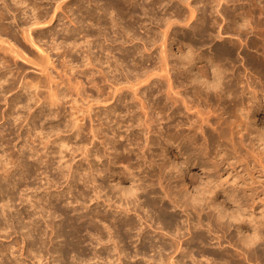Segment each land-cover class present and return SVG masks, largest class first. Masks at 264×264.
Instances as JSON below:
<instances>
[{
  "label": "bare ground",
  "instance_id": "bare-ground-1",
  "mask_svg": "<svg viewBox=\"0 0 264 264\" xmlns=\"http://www.w3.org/2000/svg\"><path fill=\"white\" fill-rule=\"evenodd\" d=\"M7 1L1 0V6L4 7H0V36L6 35L12 40H18L15 27L6 23L8 15L12 13L14 22L21 21L19 31L24 40L41 56L45 55L46 61L48 60L47 64L44 58L40 60L46 65L34 63L24 57L11 40L8 41L4 37L0 39V52L4 53L2 55L9 53L14 58L20 59L19 61L31 62L38 66L41 73L46 74L47 77L46 82L42 83L44 86L49 85V99L45 97L49 101L42 98L43 95L40 97L38 92L29 93L31 90L29 86L32 84L29 81L30 84L22 82L20 87L16 86L15 81L13 83L10 81L15 76L11 75L10 68L6 66L8 58L4 60L6 56H0V71L7 67V72L9 71L8 73L13 76L8 79L11 77L9 74L8 77L0 73L1 95L17 90L16 87H18L16 94H23L24 91L29 93L28 98H25L26 101L20 100L19 94L14 96V99L11 98V102L6 97L8 94L3 98L9 107V112L4 113L8 117H14L13 112L19 105H21L20 111H32L27 113L28 116L24 112L27 117L21 114L23 112L18 111L17 116L13 118L14 124L20 121L22 126L26 122L25 126L29 127L26 137L24 135L25 139L21 135L23 145L20 146V155H27L29 151L26 157L30 160L35 156L33 153L30 154L31 151L40 154H38L39 149L36 150L33 146L36 139L33 140L34 137L31 135L38 130L43 134L45 127L44 122H39L43 120L40 116L45 121L50 117L56 120L60 117L54 122L57 124L53 125L50 133L56 134L57 141L64 143L72 138L76 141L79 139L77 149H80L83 160L88 159L90 155L99 161L107 158L112 165L117 164L118 161L127 163L124 169H127L125 171L131 176L136 173L134 169H138L139 172L135 175V178L137 177V182L135 180L133 183H137L135 188L125 189L121 182H115L118 184L114 185L118 191L116 188H114L116 190L110 189L113 183L108 184L109 191L99 180H103L106 173L107 176L111 174L109 177H112L115 168L111 171V165L103 168L102 163L98 167L90 161L92 164L89 165L90 170L85 168L86 170L81 171L84 169L81 160L79 164L77 163L76 169L74 167L69 170L68 175L65 176L67 182L65 188L62 191L58 189L56 192L54 190L51 192L48 189L57 186L59 178L48 176L49 168L53 166L49 167L47 162L44 163L47 159L43 157L44 154L42 157L45 159L38 158L39 164L34 167L35 162L29 164L30 161L28 163L21 160L22 156L20 159L17 157L15 159L14 150L10 151V145L9 149L5 148L2 143L5 138L0 139L2 140L0 151H3L2 155L5 156V161L0 162V238L11 240L6 243L8 244L6 247L1 246L4 248L0 249V264L26 263L20 260L23 254H16L18 242L14 235L19 234V231L27 242V253H31L32 258L37 262L43 261L44 253L42 257L41 250L43 249V252L48 244L45 243L46 238L43 237L44 240L39 236L46 234L47 230H43L46 225L50 227V233L54 236L48 239L52 243L48 254L53 264H67L66 258L72 251L80 252L83 258L89 257L88 255L91 257L90 252L89 254L86 252L87 248L82 247L86 240L82 241L81 236V233L89 228L93 231H90L92 234L89 233L93 236L91 238L94 241L91 243H94L92 244L95 249L89 260L85 258L81 260L80 256L81 262L91 261L93 264L92 261L96 264L252 262L256 264L259 259L264 258L263 250H260V247L264 246V219L258 220L255 216V211L264 207V157H260L264 153V148L262 151L260 148H254L249 138L252 118L257 117L258 121L264 119V0H245L246 2L242 3V0H83L82 3L76 4L78 9L74 12L72 6L75 4L72 3L71 6L67 3L59 4L64 2L59 0L56 1L58 2L56 8L53 7L55 9L49 16L50 20L46 17L51 10L50 4L49 7H45L47 3L43 6V0H13V2L9 0L13 4ZM68 1L72 2V0L66 2ZM183 5H186L188 10L183 8ZM29 6L33 8L30 15L25 12L26 9L24 10ZM44 7L49 9L46 14L42 10ZM67 9L73 13H69L71 16L77 12L81 14L77 13L79 15H75L76 18L69 19L76 28L68 29L64 24L61 25L62 29L58 30L60 24L55 26V23L62 19L58 11ZM87 20L91 25H87ZM85 23L87 26H84ZM181 23L183 25H180ZM95 28H98L97 32L93 30ZM140 30L145 31L144 35L140 34ZM61 32L64 38L59 42L57 36L61 38ZM111 33L112 38H110ZM100 36L106 38L104 44L101 42L103 45L98 44L105 53L108 52L112 56L120 51L122 56L116 57L114 55L117 54H114L112 60L106 56L108 58H104L103 61L102 58L99 59L94 55L91 45L96 43ZM79 38L82 41L81 45ZM45 39L47 42H44ZM106 43L108 45H105ZM78 46L86 47L82 52V56L86 54L84 57L86 60L82 65L85 68L80 74L88 79L91 90L95 89V95H86L85 80L75 81L78 82L77 87L75 86L76 93L82 102L89 100V103L94 102V104L81 105L76 107V111L72 109L70 115L64 113L66 115L64 116L62 110L59 112L58 109L61 105L64 107V100L69 96L70 90L61 88L62 84H56L54 81L50 68L54 69L56 65L51 62L50 53L64 48L67 50L64 57H70L72 63L76 61L72 52ZM174 47H177L178 52L174 53ZM156 53L157 57L154 56ZM14 58L12 59L15 62ZM129 59L135 62L131 66ZM240 61L241 66H239ZM96 68L99 69L97 73ZM98 73L102 75V81L112 90L109 94L105 92L106 85H102L103 82L98 83L97 77L100 76ZM117 73L122 77L120 78ZM34 87L35 90L42 88L37 82ZM261 95L263 100L260 98ZM32 101L37 109L34 112L30 106ZM73 101L79 104V99L75 98ZM109 102H112L111 105L104 108V111L97 112V108L94 109L97 104L106 105ZM51 107H54L55 111ZM46 108H50L51 112L46 113L47 111L44 110ZM61 121L64 122L63 128L59 125ZM63 132H68L70 136L64 138L60 135ZM87 134L92 136L91 140ZM35 135L37 138V133ZM261 138V143H264V135ZM121 140H124L126 145ZM5 141L9 143L10 140ZM95 141L104 147L103 151L97 148L99 146ZM88 145H92V148ZM176 150L179 153H176ZM179 155L187 156L185 164L178 163ZM132 156H135L136 164ZM99 161H95V164ZM106 162H103L105 166L110 163ZM50 163L51 161L49 165ZM195 166L197 168L200 166L203 171L209 170L204 174L207 177L200 179V182L203 181V185L200 184L202 187L199 186L201 188L195 186L198 180L190 174V169ZM38 171L46 177L42 187L51 186L43 187L47 190L45 192L48 193V199L45 197L41 200L40 194H43L44 190L39 196L35 193L38 189L34 187V191L33 188H28L29 182H32L28 180ZM128 173H125L126 176H129ZM125 174L123 173V176ZM224 175H226L225 179ZM22 186L25 190L26 187L28 190L32 189V193L34 191L39 198L33 195V199L27 190L28 195L27 193L24 195V189L22 194ZM189 186H194L197 191L191 193L188 190ZM60 187L62 184L58 185V188ZM76 189H79L78 193H74ZM112 190L116 193H112ZM18 193L21 205L29 203L30 208H33V213L29 210L32 214L28 211L26 212L28 215L23 216L26 213L23 214V209H18L21 206L15 203L18 201ZM52 198H54L53 202ZM63 199L68 206L77 204L75 212L81 208L88 210L78 213L79 219L89 224L88 229L86 224H78L81 220L74 223V218L67 214V217L71 218H64L69 220L68 225L63 219H60L59 224L53 223L54 218H58L57 214L65 215L61 210L63 207L58 208L54 203ZM88 202H94L91 206L95 207L89 206ZM27 205H23V208L30 209ZM172 209H179L180 213L185 214L186 220H181L179 212H174ZM36 215L40 220L46 218L52 220L54 217L53 222L50 224L51 221L49 223L47 220L42 221L45 227L41 229L39 226L42 223L38 225ZM77 224L80 226L78 227ZM65 228L70 229L69 232ZM250 230H253V234ZM42 231L44 234H41ZM50 233L48 235L47 232L45 236L50 237ZM68 237H73L72 239L76 241L71 240L70 243ZM62 238L66 240L60 241L59 239ZM54 239L64 242L67 246L65 244H62L65 247L60 246L61 244L55 243ZM39 243L41 245L45 243L46 247L40 245L39 248V245L37 246ZM36 246L40 249L41 255L39 250L36 251ZM132 260H136L135 263H132ZM70 264L74 263L70 262Z\"/></svg>",
  "mask_w": 264,
  "mask_h": 264
},
{
  "label": "rangeland",
  "instance_id": "rangeland-1",
  "mask_svg": "<svg viewBox=\"0 0 264 264\" xmlns=\"http://www.w3.org/2000/svg\"><path fill=\"white\" fill-rule=\"evenodd\" d=\"M7 1V0H6ZM39 1V0H38ZM41 1V0H40ZM56 1H59V0H43V2H44V4H43V6L47 3V5L45 6V7H51L50 9L52 10H49L48 8H42V10H43V13H47V11L49 10V12H48V16H46V17H48V19L50 18L49 16H50V14L52 15V13H53V9H55L56 8V3H58V2H56ZM62 1H64L63 3H59V4H68V5H72V3L73 4H75V5H73L72 7H73V12L74 11H76L75 9H78L77 8V5L76 4H80V3H82L83 2V0H81V1H79L78 2V0L76 1V3H75V1L74 0H72V2H66L65 0H60L59 2H62ZM85 1V0H84ZM8 3H10V4H13L12 2H13V0H12V2H10L9 0L7 1ZM54 4H53V3ZM242 2H246L245 0H242L241 1V3ZM0 7H4V6H1L2 5V2H1V0H0ZM52 3V4H51ZM48 4H50L49 6H48ZM54 5V6H53ZM64 5H62V6H64ZM230 5H232V4H230ZM76 8H75V7ZM186 5H183L182 7L183 8H185L186 10H188V8L187 7H185ZM30 7V8H29ZM28 8H24V10L26 9L27 11H25V12H27L29 15L30 14H32V9L33 8H31L32 6H29ZM53 7H55V8H53ZM48 9V10H47ZM44 10H46V11H44ZM50 11H51V13H50ZM61 11V12H60ZM60 11H58V13H59V15L60 16H62V17H60V19H61V21H58L57 23H55V26L57 25V24H60V26H58L59 27V29L58 30H61L62 29V26L61 25H64V27H68V29H75L76 28V25L73 23V22H71L70 20H73L74 18H76V16H78L80 13L79 12H77V13H79V14H77V13H75L74 14V16L72 15H70V14H73L72 12H69V9H67L66 11H62V10H60ZM30 12V13H29ZM64 12V13H63ZM66 12H68V14L66 13ZM45 13V14H46ZM70 13V14H69ZM189 13V12H188ZM62 14V15H61ZM65 14H67V15H69L71 18H67L68 16L67 15H65ZM12 15V13H10L9 15H8V19L6 20V23H8V24H10L11 26H14L13 28L17 31V34H18V36H17V38H18V40L17 39H13L12 40V38H9L8 36H6V35H2V36H0V39L2 38V39H6V40H8V41H10L11 40V42L13 43V45L15 46V47H17V49L20 51V53L22 54L23 53V56L24 57H26L28 60H31L32 62H34V63H37V64H40V65H44L45 63L47 64V61H46V59H47V57H46V59H45V57L44 56H41L35 49H33V47L28 43V42H26L25 40H24V38H23V36L21 35V32L19 31L20 29V27H21V21H18L17 23L16 22H14L13 21V15ZM76 15V16H75ZM81 15V14H80ZM64 16V17H63ZM67 16V17H66ZM20 17H22V15L20 16ZM12 21H11V20ZM19 19V18H18ZM47 19V18H46ZM70 19V20H69ZM50 20V19H49ZM48 20V21H49ZM63 20V21H62ZM46 21L47 20H45V23H46ZM88 21L89 20H87V25L88 24H90V21H89V23H88ZM16 23V25L15 24H13V23ZM20 22V23H19ZM60 22V23H59ZM86 25V23H85V25L84 26H87ZM91 25V24H90ZM89 25V26H90ZM180 25H183L182 23L180 24ZM87 28V27H86ZM94 28V27H93ZM46 30V29H45ZM93 30H95V32H97L98 31V28L96 29H93ZM47 31H48V29H47ZM144 33H145V31L144 30H140V34H142V35H144ZM60 35V34H59ZM66 35H67V33H66ZM110 35V34H109ZM112 36V33H111V35H110V38H112L111 37ZM115 36V35H114ZM4 37V38H3ZM60 37L61 38H59V36H57V40L59 41V42H61V41H63V38H64V36H63V32H61V35H60ZM81 37V36H80ZM115 37H113V39H114ZM47 39V38H46ZM45 39V41L44 42H47V40ZM60 39H62V40H60ZM103 39V40H102ZM104 39H106V38H104V37H102V36H100V38L98 39V41L96 42V43H93V45H91L92 46V52L94 53V55H96L99 59L100 58H102L103 59V61H105V59L104 58H108L109 57V59L110 60H112L113 58H114V56H116V57H121L122 56V53L119 51H117V52H115L114 54H117V55H112L111 56V54H109L108 52L107 53H105L104 52V50L101 48V45H103L104 43H105V40ZM81 39L79 38V41H80ZM111 40V39H110ZM78 41V42H79ZM58 42V43H59ZM81 42L82 41H80V44L79 45H81ZM103 44H102V43ZM95 44H97V45H95ZM98 44H101V45H98ZM105 45H108V43H106ZM6 46H8V44L6 45ZM83 46V45H82ZM82 46H78V47H76V49H74L73 50V52H72V54L73 55H75L74 56V59H76V61L74 60L72 63H71V58L70 57H68L69 58V60H68V58H66V57H64L66 54H67V50H65L64 48H61L60 49V51H52L51 53H50V50L48 51L51 55V62L53 61L54 62V64L56 65V66H54L55 68L53 69L52 67L50 68V72H51V74H52V76L54 77V81L56 82V84L57 83H60V84H62V86L60 85V84H58V85H60L61 86V88L63 87V89L64 88H68V90H70V91H68V94H69V96H67V98L64 100V107H63V105H61V108L59 107V109H58V111L60 112L61 110V113L64 115V116H66L65 114H68V115H70V113H71V110L72 109H74V110H72V111H76L75 109H76V107H80L81 105H84V106H89V105H91V104H94V102L93 103H89V100H87V101H85V102H82V100L77 96V90H76V87H77V84H78V82L79 81H83V80H85L84 82H86V89H87V92H86V95H92V94H94L95 95V89H93V90H91L92 88H91V86L88 84V79H85L86 77H85V75H83V74H80L82 71H83V69L85 68L84 66H82V65H84V61L86 60L84 57H85V55L86 54H84L83 56H82V52H84L85 51V49H86V47H82ZM81 49H80V48ZM100 47V48H99ZM95 48V49H94ZM63 49V50H62ZM103 50V53H102V50ZM174 49V53H176V52H178V49H177V47H174L173 48ZM84 50V51H83ZM65 52V53H64ZM78 52V53H77ZM81 52V53H80ZM97 52L99 53V54H97ZM159 52V51H158ZM1 54H0V56H2V57H4V56H6V58H4V60H6L7 58L9 59H7L6 61L8 62V64L6 63V66H8V68H10L9 69V71H10V73H11V75H13V76H15V77H13V76H11L10 75V73H8L7 72V70H8V68L6 67V69L4 68V70H6V72H4V70L2 71H0V73L2 74V76L3 75H7L8 76V74H9V76H11L10 78H8V79H11L12 77V79L10 80L11 81V83H13L14 81L16 82L15 83V85L16 86H18V87H20V85H21V83L22 82H30V83H32L30 86H29V88L31 89H29L30 91H29V93L31 92H33V91H35V92H38V93H40V97L42 96V98L44 97H48V99H49V85H47V84H45V86L46 87H48V88H46L45 86H44V82H46V80H47V77H46V74H44V73H41L42 71L40 70V68L38 67V66H36V65H34V64H32L31 62H26V63H24V62H22V61H19L20 59H16V58H14L13 57V55L12 54H9V53H7L6 55H2V51L0 52ZM119 53V54H118ZM4 54V53H3ZM8 55V56H7ZM12 55V56H11ZM156 55V57H157V53L156 54H154V56ZM11 58H10V57ZM106 56H108V57H106ZM113 57V58H112ZM12 58H14V59H16L15 60V62H14V60L12 59ZM41 58L43 59V60H45V63L44 64H42V62H40V60H41ZM64 59H66L67 61H69V62H67L66 60H64ZM172 59H176V58H172ZM42 61V60H41ZM130 61H131V63H130ZM75 62H77V63H75ZM83 64H82V63ZM15 63V64H14ZM65 63H67V64H71L70 66H72V67H70V66H68L67 64H65ZM129 63H130V66L131 65H133L135 62L134 61H132L131 59H129ZM45 64V65H46ZM148 65H150V63L148 64ZM238 65H239V63H238ZM74 66H75V68H74ZM77 66H80V67H77ZM239 66H241V61H240V65ZM13 70H12V69ZM69 68H70V70H69ZM73 68H74V70H73ZM13 72H12V71ZM72 70V71H71ZM98 70L99 69H97L96 68V73L98 72ZM79 71V72H78ZM71 72V73H70ZM4 73V74H3ZM13 73H15V74H13ZM42 74H44L43 76H42ZM73 74V75H72ZM98 75H100V73H98ZM117 75H119L120 76V74L119 73H117ZM8 76V77H9ZM75 76H76V78H75ZM42 77H43V79H42ZM45 77H46V79H45ZM102 75H100V76H98L97 78H98V80H99V82L98 83H101V82H103L102 81ZM122 76H120V78H121ZM38 78V79H37ZM72 79V81H70L71 79ZM78 78V79H77ZM82 78H84V79H82ZM100 78V79H99ZM6 79H7V77H6ZM40 79V80H39ZM70 79V80H69ZM77 79V80H76ZM104 80V79H103ZM75 81H78V82H75ZM4 82V81H3ZM28 82V83H29ZM36 82H37V84L39 85V87L41 88V89H38V90H35L36 88L34 87L35 85H36ZM43 82V83H42ZM71 82V83H70ZM29 83V84H30ZM67 83H70L71 85H73V86H71L70 84H67ZM76 83V84H75ZM4 84H7V83H4ZM107 83L105 82H103L102 83V85H106ZM69 85V86H68ZM51 86H55V85H53V84H51ZM71 86V87H70ZM76 86V87H75ZM109 86V85H108ZM108 86L106 85V86H104L105 87V92L107 93V94H109V92H111L112 90L110 89V88H108ZM18 87H16V89L17 90H14V91H12L11 93H7L6 95H5V93H2L3 94V96L1 95V91H0V95L2 96V98H0V135H1V137H0V139H2V138H5L4 139V141L5 140H10L9 141V143H8V141L5 143L4 141H2V140H0V141H2V143H3V145H5L4 147L6 148L7 147V149H9V145H10V151H13L14 153V158L15 159H20V157L22 158L21 160H24L25 162H28L29 163V161H30V163L29 164H33V162H35V164H34V167H35V165L36 164H39L38 162H39V160L40 159H38V158H43V157H45V158H47V159H45V158H43V160H44V163L45 164H47L48 163V166L50 167V166H53V167H51V168H49L48 170V176H52V178H55V179H57V178H59V179H57L58 180V185L60 184H62V187H60V188H58V185L57 186H54L53 188L51 187V186H49V185H45V186H43V187H48V188H50V189H48V190H54V192H56V191H58V189H59V191H62L64 188H65V186H66V184H67V182H66V178H65V176H67L68 174V172H69V170H71V169H73L74 167H75V169H76V167H77V165L79 164V161H81V164H82V168H84V169H82L81 171H83V170H86V169H89L90 170V167H89V165H92V164H90V161H91V163H93L94 162V165H96V166H98V167H100V165L99 164H101V167H103V168H105V167H110V165H111V171H112V169H114L112 172V177H109L110 175H108L107 176V174L108 173H106V176L103 178V180H105V181H103V180H99V182H101L102 181V184L103 185H106L107 186V188H108V190H109V185L110 184H112V185H110V186H112V187H110V189L112 188L113 190H116V191H118V188L117 187H115L116 185H118V184H116V183H119V182H121L122 183V185H123V187L125 188V189H133V188H135L136 187V185H137V183H135V184H133L134 183V181L136 180V178H135V175L139 172V170L138 169H134L135 170V172L136 173H134V178H132V176L128 173V172H126L125 170H127V169H124V168H126V164L127 163H122V162H120V161H118V163H117V160H115L116 162L115 163H117V164H114L113 163V165H112V163L109 161V160H107V158L106 159H101L100 161L99 160H97L95 157H92V155H90V157L88 158V159H84L83 160V158H82V156H80V149H77V145L79 144L78 143V141H79V139H77L78 141H76L75 140V138H72L71 140L69 139L68 141H69V143H68V141L66 142V143H64V142H62V141H57V136H56V134H54V133H50V131L52 130V127H53V125H56L54 122L56 121L57 122V120H59V118L56 120L55 118H53V117H50V121L48 120V119H46L47 121H45L44 120V118H42V116H40V119H43V120H39V122L40 123H43L44 122V131H43V134H40V130H38V132H33L31 135H33V140H35V144L33 145L34 146V148L36 149H39L38 150V154L39 155H37L35 152H30V154H32L33 153V155L35 154V156L34 157H36L37 159H35L34 157V159L33 158H31L30 160H28L27 159V155H28V152H27V155H24V154H22V155H20V150H21V147H22V145H23V143H22V136L21 135H23V138H24V135H25V137H26V134H27V132L26 131H28L27 129H29V127L27 126H25V123H23V125L22 126H20V121H17L15 124H14V122L15 121H13V118H15L16 116H17V113H18V111H20V108H21V105H19L17 108H15V110H14V114L15 115H13L14 117H12L11 118V116H9L8 117V115L7 114H4V113H7V112H9L8 111V105H6L5 103H6V101L3 99V98H8L9 100H10V102H11V98H13L14 96H16V95H18V94H16L17 93V91H18ZM74 89H73V88ZM88 87V88H87ZM106 87H107V89H106ZM90 89V90H89ZM34 92V93H35ZM29 93H26L25 91H24V93L22 94H19V97H21V99L20 100H23V99H25V98H28V95H29ZM45 93V94H44ZM88 93V94H87ZM48 94V95H47ZM97 95V94H96ZM128 95H129V97H131L130 96V93H128ZM6 96V97H5ZM75 98H77V99H79V104H75V103H73L74 101V99ZM260 98L263 100V95H261L260 96ZM14 99V98H13ZM48 99H46L45 98V100H48ZM23 101H26V99L25 100H23ZM49 101V100H48ZM47 101V102H48ZM47 102H45V103H47ZM33 103V101L32 102H30V106L33 108L32 110H33V112L34 111H36L37 109H36V107L35 106H33L34 104H32ZM111 103L112 102H109L108 104H103V103H101V104H97V105H95L94 106V109H96L97 108V112L99 111V110H102V111H104L105 109L104 108H107V106H110L111 105ZM48 105H49V103H47ZM264 105V104H263ZM47 106V105H46ZM73 107V108H72ZM47 109V108H46ZM46 109H44L45 111H47L46 113H50L51 112V109L52 110H54L55 111V108L53 107H51V109L50 108H48L47 110ZM57 109V108H56ZM48 110H50L49 112H48ZM64 110V111H63ZM31 111V110H30ZM30 111H26L25 112V110H21L20 111V113L21 112H23V113H21V114H23V115H25V113H26V115L28 116V114L29 113H32V111L30 112ZM57 111V110H56ZM70 111V112H69ZM25 112V113H24ZM53 112V111H52ZM28 113V114H27ZM65 113V114H64ZM23 115H21V116H23ZM25 115V117H27ZM7 116V117H6ZM24 117V116H23ZM15 120V119H14ZM38 120V119H37ZM36 120V121H37ZM13 121V122H12ZM38 122V121H37ZM36 122V123H37ZM38 122V123H39ZM47 122V123H46ZM49 122V123H48ZM39 123V125H41ZM62 123V124H61ZM61 123L59 124L62 128H63V123L64 122H62L61 121ZM251 125H250V129H251V134H250V136H249V138H250V140L252 141V145H253V147L255 148H260L261 150L260 151H262L263 149L262 148H264V143H261L262 142V138H261V136L262 135H264V119L263 118H261L260 119V121H258V118L256 117V118H252V120H251ZM48 124V125H47ZM95 124H97L96 122H95ZM14 125V126H13ZM51 125V126H50ZM88 125H90L89 124V122H88ZM19 127V128H18ZM49 127V128H48ZM26 128V129H25ZM46 129V130H45ZM51 129V130H50ZM12 130V131H11ZM2 131L4 132V133H2ZM14 132V133H13ZM4 134V135H2V134ZM35 133H37V138L35 137L36 135H35ZM48 133H50V134H48ZM19 134V135H18ZM46 134H48V135H46ZM54 134V135H53ZM69 133L68 132H63V133H61L60 135L61 136H63L64 138H66L67 136H70V134L68 135ZM35 135V136H34ZM87 135H89L88 136V138L90 137V140H91V138H92V136L90 135V134H87ZM5 136V137H4ZM18 136H21L20 138L18 137ZM18 138V139H17ZM25 139V138H24ZM41 139V140H40ZM86 139H87V136H86ZM41 142H40V141ZM98 141V140H97ZM97 141H95V143H97L98 144V142ZM122 141V140H121ZM124 144L126 143L124 140L122 141ZM11 143V144H10ZM89 143V142H88ZM8 146H7V145ZM35 145H36V147H35ZM126 145V144H125ZM21 146V147H20ZM32 146V145H31ZM90 146V147H89ZM97 146H99V147H97L98 149H100V151H103V146L102 145H100V143L97 145ZM259 146V147H258ZM261 146V147H260ZM88 147L89 148H92V145H88ZM87 147V148H88ZM11 149H13V150H11ZM36 149V150H37ZM34 150V149H33ZM36 150H34V151H36ZM259 151V152H260ZM75 152V153H74ZM77 152V153H76ZM0 162L1 161H5V156H3L2 154H4L3 153V151H0ZM95 152H93V154H94ZM176 153H179V151L178 150H176ZM45 156H44V155ZM2 155V156H1ZM24 155V156H23ZM41 155V156H40ZM42 155H43V157H42ZM77 155V156H76ZM124 155H126V153L124 154ZM131 156V155H130ZM17 157V158H16ZM52 157V158H51ZM186 155H179V159L177 160L178 161V163H180V165H182V164H185L186 163ZM260 157H264V153L263 154H261L260 155ZM74 158H76V159H74ZM248 158H250L249 156H248ZM25 159H27V160H25ZM132 159H133V162H134V164H136V158H135V156H132ZM252 159V158H251ZM47 160V161H46ZM99 161V163L97 162L96 164H95V161ZM250 160V159H249ZM32 161V162H31ZM38 161V162H37ZM49 161H51V163H50V165H49ZM110 162L109 164L107 163V162ZM37 162V163H36ZM47 162V163H46ZM103 162H106L107 164H106V166H105V163H103ZM78 163V164H77ZM141 164H143L142 162H140ZM98 164V165H97ZM104 164V165H103ZM115 165V166H114ZM123 165H125V167H123ZM43 166H44V164H43ZM43 166H41V167H43ZM88 167V168H87ZM107 167V168H108ZM199 168H197V166H195V167H193V168H191L190 169V174H192V176H194L195 178H196V180H198V182H196V184H195V186H197L198 188H201L202 186L201 185H203L202 183H203V181L202 182H200L202 179H205L207 176L206 175H204V174H206L209 170H206V171H203L202 170V168H200V166H198ZM56 168V169H55ZM86 168V169H85ZM51 169H52V171H51ZM55 169V170H54ZM68 169V170H67ZM121 169H122V173H121ZM123 169H124V171H123ZM89 170H87V172L89 171ZM117 170V171H116ZM137 170V171H136ZM43 171V170H42ZM41 170H40V172H42ZM39 171L38 172H36L34 175H36L37 173V175L36 176H34V175H32V179L30 178L28 181H30V180H32V182L30 183L29 182V186H28V188H33L34 189V187L36 188V189H38V190H36L35 191V189H34V191H35V193L36 194H40L41 192H43V190L45 189V188H43L42 187V185H44L45 184V182L46 181H44V179L46 178L44 175H41V173H40ZM116 172V173H115ZM203 172H205V173H203ZM239 172H241V169L239 170ZM123 173L125 174V173H128V175L130 176H126L127 174H125L124 176H123ZM40 174V175H39ZM58 174H59V176H58ZM223 174V173H222ZM225 174V173H224ZM117 175V176H116ZM34 176V177H33ZM40 176V177H39ZM57 176V177H56ZM126 176V177H125ZM203 176V177H202ZM225 176L226 175H224V179H225ZM44 177V178H43ZM103 177V176H102ZM34 178V179H33ZM35 178L36 179H38V180H35ZM114 180V182H113V180ZM117 178V179H116ZM127 178V179H126ZM40 179H42V180H40ZM201 179V180H200ZM35 180V181H34ZM40 180V181H39ZM46 180V179H45ZM110 180H111V183H109L110 182ZM133 180V181H132ZM27 181V182H28ZM132 181V182H131ZM26 182V183H27ZM33 182H34V184H33ZM66 182V183H65ZM103 182H105V184L103 183ZM116 182V183H115ZM136 182H137V180H136ZM200 182V183H199ZM205 182V181H204ZM26 183H25V185H26ZM42 183V184H41ZM115 183V184H114ZM64 184V185H63ZM109 184V185H108ZM199 184V185H198ZM201 184V185H200ZM24 185V186H25ZM31 185V186H30ZM115 185V186H114ZM24 186H22L23 188H22V194H23V189L25 188ZM105 186V187H106ZM199 186H201V187H199ZM40 187H42V188H40ZM39 188L41 189L40 191H39ZM57 190H56V189ZM107 188H106V191H107ZM114 188H116V189H114ZM47 189V188H46ZM25 190V189H24ZM26 190L29 192V195L31 196L32 195V197H33V195H35L34 197H38L39 198V196L41 195V200L42 199H45V197H46V199H48L47 198V194L48 193H46L45 191H47V190H44V192H43V194H40L39 196L38 195H36V194H34V191H33V193H32V189H27V187H26ZM25 190V192H24V195H25V193H27V191ZM31 190V191H30ZM78 190L79 189H76L75 190V192L74 193H78ZM112 190V191H113ZM188 190H190L191 191V193H195V191H197L196 190V188H194V186H189L188 187ZM51 191V192H52ZM74 191V190H73ZM110 191V190H109ZM116 191H113L112 193H116ZM49 192V191H48ZM19 193L17 194V202H15L16 203V205L18 204V206H19V204L21 205V202H20V200H19ZM26 195H28V193L26 194ZM91 195V194H90ZM42 196H43V198H42ZM34 197H33V199H34ZM49 197V196H48ZM52 200V202L54 201V198H52L51 199ZM64 201V199L63 200H61V201H57V203L56 202H54L55 203V205L58 207V208H61V206L63 207V208H61V210L65 213V215L67 214V215H71L70 217L72 218H74L75 220H78V221H75L73 218V222L75 223H77V222H79L81 219H79L80 217L78 216L79 214L78 213H81L82 212V210H83V208H81V209H79L77 212H75L74 211V209L75 208H77V204H75V205H73V206H68V204L67 203H65V202H63ZM20 202V203H19ZM61 203V204H60ZM63 203V204H62ZM87 204H90L89 206H91V204L93 205L94 204V202H91V203H87ZM26 206L27 205V202L26 203H24V204H22L21 206H17L18 207V209L20 210H22L23 211V214L24 213H28V211L30 210V211H32V213H33V208H30L31 207V205H29V203H28V205H29V207H27V208H30V209H26V207H25V209L23 208L24 206ZM27 205V206H28ZM66 205V206H65ZM60 206V207H59ZM68 206V207H67ZM92 208H94L95 206H91ZM66 208V209H65ZM70 210H69V209ZM64 210H66V211H64ZM73 212H72V211ZM172 210H174V212H176L177 211V213L178 214H180V217H182L181 218V220H184L185 218H186V216H185V214H183V213H180V210L179 209H172ZM21 211V212H22ZM29 211V212H30ZM87 212L88 210H83V212ZM68 212V213H67ZM24 214L23 216H26V215H28V214ZM31 213V212H30ZM31 213V214H32ZM77 213V214H76ZM183 214V215H182ZM60 215V213L59 214H57V219L56 218H54V217H52V220L51 219H49L48 220V218H46V220H47V222L49 223L50 221V224L53 222V218L55 219V222H53V223H56V224H59V222H60V219H63V220H65L66 222V224L68 225V222H69V220H67V219H64V218H70L69 216L67 217V215H66V217H64V216H59ZM75 215V216H74ZM255 216L257 217V219L258 220H262V219H264V207H262V208H259V209H257L256 211H255ZM37 217V218H36ZM63 217V218H62ZM35 218L39 221V223H38V225H41V223H42V225L41 226H39L41 229H43L44 227H45V223H43L42 221H44V220H40V219H38V215H36L35 216ZM70 218V219H71ZM45 220V221H46ZM186 220V219H185ZM25 221H27V220H25ZM41 221V222H40ZM44 221V222H45ZM82 221V220H81ZM79 222L78 224H80L81 225V223L82 224H86V223H83V221L82 222ZM61 222H62V224H64V221H62L61 220ZM195 223H196V219H195V221H194ZM48 223H46V224H48ZM195 223H193V224H195ZM44 224V225H43ZM77 224V226L79 227L80 225H78ZM67 225H65L64 224V226H66L67 227ZM44 226V227H43ZM85 226V225H84ZM86 226H87V229L89 228V224L87 223L86 224ZM47 228V229H46ZM50 228V227H49ZM48 227H47V225H46V227L43 229L44 231L45 230H47V231H45V235L47 236V232H48V235H49V233L51 232V230L49 229ZM66 229V231L67 232H69V230L70 229H67V228H65ZM90 229V228H89ZM88 229V230H89ZM88 230H86V231H88ZM44 231H42V233L41 234H44L43 232ZM84 231V230H83ZM86 231H84V233L82 232L81 233V236H82V241H84V240H86V242L84 241L83 242V244L82 245H84V246H82L84 249L85 248H87L86 249V252L88 253V252H90V254H91V257H90V255H88L89 257H84L85 259H87V260H89V259H91L92 258V256H93V254H92V252L94 251V249H95V246L91 243V241H94V239L93 238H91V237H93L91 234V232L90 231H92L91 229L88 231V232H86ZM22 232V231H21ZM91 234H90V233ZM93 232V231H92ZM250 232H251V234H253V230H250ZM51 234V233H50ZM83 234V235H82ZM43 236V235H40L39 236V238L40 237H42V239H44V238H46V241H45V243H46V245L48 246V247H46L45 246V243L43 244L44 245V247H46V248H44V247H42V248H44V251L42 252V250H41V253H42V255H41V253H40V249L39 248H41V246H43V245H41V243H39V244H37V246L39 247H37L36 246V251L37 250H39L38 252L40 253V255L43 257V253H44V257H43V261L42 260H40V263L39 262H37L36 261V259H33L32 257H33V255L31 256V253H27V250H26V246H27V242H26V240L24 241V236L22 235V233H20V231H19V234H16V236L14 235V238H15V240H17V242H18V244H17V242H16V244H17V247H16V249H17V253L16 254H18V255H22L23 254V257H21L20 258V260H23L24 261V263L25 264H44V262H45V264H53V263H51L52 261H51V258H50V255L48 254V250L51 248V246H52V243L50 242V240H48V239H52V237L54 238V236L51 234V236L48 238V237H46V236ZM84 236V237H83ZM44 237V238H43ZM3 238V239H2ZM70 238V240H68L70 243H71V240L72 241H76V239L74 240V239H72L73 237H68V239ZM1 240H0V249H3V248H1V246L3 245V246H7L8 244H6L7 242L9 243L11 240H6L4 237H1L0 238ZM45 240V239H44ZM44 240H40L41 242H44ZM60 241H62V240H66V239H59ZM57 241V240H55L54 239V242L55 243H59V244H61L60 246H64V245H62V244H65L64 242L62 243V242H60V241ZM47 241H49L48 243H47ZM68 241L66 242V243H68ZM85 243V244H84ZM6 244V245H5ZM88 244V245H87ZM41 245V246H40ZM65 246H67L66 244H65ZM64 246V247H65ZM213 247H215V245L213 246ZM70 248H72V247H70ZM99 248V247H98ZM97 248V249H98ZM262 248V249H261ZM21 249V250H20ZM260 250H263V253H264V246H262V247H260ZM46 251H47V253H46ZM70 252H71V249H70ZM72 253V254H71ZM69 255H68V258H66V259H68V262H69V264H70V262L71 263H74V264H87V262H90V263H88V264H93V263H91V261H87V262H81L80 261V252H71ZM29 256H28V255ZM76 254V255H75ZM17 255V256H18ZM46 255V256H45ZM48 255V256H47ZM0 256H1V254H0ZM72 256V257H71ZM77 258H76V257ZM263 256H264V254H263ZM28 257V258H27ZM47 257V258H46ZM75 257V258H74ZM82 256H81V260H82ZM83 258V259H84ZM89 258V259H88ZM73 259V260H72ZM200 260H202V261H204L205 259H203V258H199ZM31 260V261H30ZM45 260V261H44ZM49 260V261H48ZM70 260V261H69ZM35 261V262H34ZM43 263H42V262ZM48 261V262H47ZM67 261V260H66ZM76 261H78V262H76ZM135 261L136 260H132L131 262L132 263H135ZM188 261V260H187ZM68 262H67V264H68ZM92 262H94V264H96L95 263V261H92ZM260 262V263H259ZM188 263V262H187ZM211 263V262H210ZM213 264H219L220 262H216V263H214V262H212ZM264 264V258L262 257V259H259V261L258 262H256V264ZM56 264H60V263H56ZM189 264V263H188ZM246 264H252V262L250 263V262H246Z\"/></svg>",
  "mask_w": 264,
  "mask_h": 264
}]
</instances>
